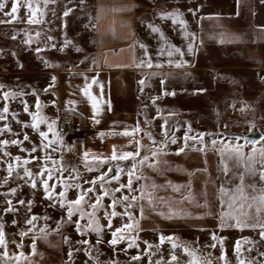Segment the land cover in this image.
<instances>
[{
  "label": "rangeland",
  "instance_id": "374dc122",
  "mask_svg": "<svg viewBox=\"0 0 264 264\" xmlns=\"http://www.w3.org/2000/svg\"><path fill=\"white\" fill-rule=\"evenodd\" d=\"M4 2L6 7L0 11V20L8 22L0 23V84L3 85L0 88V114L6 118L0 120V141L16 140L18 143L0 145V224L4 226L6 241V247L0 246V264H156L157 261L160 264H187L191 257L182 247L178 246L173 250L170 242L164 241L161 244V234L179 237L176 243L195 250L196 256L204 264L207 261H211V264H239L240 260L245 264L249 261L259 264L261 258L264 260V256L259 255L258 229H252L249 233L248 228L241 230L228 227L221 230L218 227L221 211L219 187L223 184L234 188L239 183L234 178V173L244 171L242 166L237 167L225 153L223 159L230 169L228 177H225L221 163V141L245 145L229 134L264 133V58L259 57L257 45L252 48L222 45L204 50L199 68L186 73L120 75L112 85V94L118 96V99L115 98L116 104L113 100V107L110 108L114 111L136 112V123H131L130 126L115 117L105 122L101 114L96 116L100 123H95L93 114L62 109L58 102L57 85L62 74L80 70L94 57V0H49L47 5L43 0H33L34 6L38 2L44 12L39 24L27 23L30 13L25 0H19L21 7L15 20L5 15V12L11 10L12 0ZM69 9L71 11L65 16L64 12ZM36 33L40 35L37 36ZM28 36H31V44L25 43ZM66 38L71 44L64 47ZM52 45L56 47L53 48ZM76 47L81 50L77 52ZM37 48L41 49L40 53L35 51ZM61 48L64 50L61 51ZM243 55L246 57L242 58ZM53 76L57 78L55 82L52 81ZM141 80L144 85L140 84ZM199 89L204 91H197ZM4 92H16L17 95L6 101L3 98ZM165 92H174L175 95H165ZM153 97H159L155 103ZM37 99L42 115L48 117L49 122L56 121L54 132L59 134L57 138L54 132L48 131L47 123L40 124L39 131L48 132L43 143L52 141L46 148L40 147L42 138L39 131L30 126L25 127L32 123L31 116L24 111L25 103L29 112H35ZM5 105L9 109L7 113H3ZM241 108L244 111H240ZM165 119L168 121L166 127L169 137L172 127L176 128L172 135L177 139L176 144L171 143L170 139L166 146L162 143L166 139L161 128ZM62 124L70 125L72 131L68 136L61 134ZM137 124L140 131L131 133L129 129H135ZM252 124L255 127L249 131ZM189 125L190 136L199 137L200 133H205L203 143L199 139H190L185 150L177 154V149L184 146L183 137ZM123 129H127L129 135H124L125 131H121ZM101 132L105 133L103 137L99 135ZM25 133L29 137L27 140L24 139ZM148 133H151L152 138ZM209 133L216 135H208ZM214 139L217 140L215 146L211 143ZM34 146L37 149L35 152L31 151ZM113 146L118 155L137 151L139 155L126 160L108 159L103 164L93 159L97 156L110 158ZM256 147H264V141L259 142ZM251 148L252 145L246 144L243 150L248 153ZM160 149L167 155H151L153 151ZM85 152L88 153L87 159L84 157ZM17 156L21 158L19 161L15 159ZM144 156H148L149 160L141 165L138 161ZM25 160L28 161L27 164L24 163ZM156 160L160 161L158 170L148 167L149 163ZM133 163H136V175L132 177V190L125 187L118 192L114 191L121 184L128 183V172L132 170ZM9 164L12 165L10 176ZM86 165L94 170L89 171ZM117 167L122 169L118 181L112 179V171L108 172L109 168L113 170ZM24 168L31 170V178L25 175ZM49 170L52 173L49 184L55 185L52 201L45 198L41 183L42 179H48ZM102 172H108L103 186L99 180L94 186L86 183ZM137 176L141 178L137 179ZM32 179L37 182L35 189L31 187ZM168 181L172 182L171 185ZM252 183L256 184L257 189L264 187L259 175L249 178L246 174L245 185ZM65 184L69 185L66 190L67 200H74L83 190L95 187V191L85 197L83 208L86 212L92 211L89 205L95 202V197L102 196L103 191L108 190L110 194L102 197V206L96 213L101 225L105 226L100 236L91 230L80 235L76 232L75 225L68 222L67 205L61 208L59 197L55 195L65 190ZM77 184L80 185L79 188L75 186ZM153 184L156 185L155 188L152 187ZM175 185L181 186L179 191L174 190ZM13 188L16 189L15 194L11 192ZM141 191L143 199L140 198ZM246 191L251 193L250 189L246 188ZM125 195L129 198L136 196L137 199L124 202L134 205L127 209L132 213L131 221L127 216L111 217L112 230L121 227L122 232L118 236L124 237L113 246L109 243L112 236L106 226L108 218L104 216V211H111L108 206L115 197L118 199L115 210L123 213L124 203L119 202V198ZM19 200H24L25 203L21 205ZM29 200L33 201L30 206ZM8 201H11L17 211H4L8 207ZM141 206L143 218L140 215ZM253 209L255 207L246 208L245 211ZM224 210H228L227 203ZM32 215L39 217L33 222L34 227L25 222ZM72 219H79V214H75ZM14 220L16 223H13ZM136 220L139 221L138 227L134 223ZM58 221L60 227L57 230ZM86 222L87 217L80 221L82 226ZM127 223H133V227L123 229V225ZM29 228L32 231H28ZM41 228L45 229V233H41ZM21 232L27 234L21 236ZM212 232L226 238L223 241L224 260L220 259L221 245L212 240ZM33 237H36L35 255L31 248ZM65 237L69 238L67 243ZM244 237H249V242L246 243ZM98 239H101L100 243H97ZM133 239L138 247L134 245L129 248L128 244ZM82 240H88L89 243H79ZM238 240L241 245L239 254L236 252ZM213 243L215 247H211ZM148 244L153 247L149 248ZM69 251L72 253L71 259ZM4 252L8 255H3ZM20 252L25 255L17 259ZM173 252L177 256L176 261L171 260ZM133 256H138L139 259L133 260Z\"/></svg>",
  "mask_w": 264,
  "mask_h": 264
},
{
  "label": "crops",
  "instance_id": "0c3cea01",
  "mask_svg": "<svg viewBox=\"0 0 264 264\" xmlns=\"http://www.w3.org/2000/svg\"><path fill=\"white\" fill-rule=\"evenodd\" d=\"M190 8L195 14L188 11ZM175 9L183 13L187 32L194 35L186 36L179 23L173 24L170 18L161 19L159 13ZM94 18V57L80 70L62 74L57 84L58 102L66 111L71 108L74 112L93 114V101L81 91L90 85L88 90L105 122L111 117L130 126L137 121L136 112L111 109L113 100L116 104L115 98L118 99L112 94V85L120 75L193 71L199 68L204 50L222 45L244 48L257 45L259 57L264 58V0H94ZM149 24L158 26L163 36L153 33ZM169 45L179 48L183 55L173 52L169 57ZM149 59L151 68L146 66ZM142 61L145 63L141 64ZM129 131L133 133L134 129ZM250 213L255 216L254 209ZM260 215L264 218V212ZM259 250L264 251L261 237ZM259 264H264L262 258Z\"/></svg>",
  "mask_w": 264,
  "mask_h": 264
},
{
  "label": "snow or ice",
  "instance_id": "6c2138e0",
  "mask_svg": "<svg viewBox=\"0 0 264 264\" xmlns=\"http://www.w3.org/2000/svg\"><path fill=\"white\" fill-rule=\"evenodd\" d=\"M44 4L47 5V3H49V0H43ZM54 2V0H53ZM26 3V7L30 13V15L28 16L27 19V23L29 24H39L42 22V17L44 15L43 10L40 8L39 3L37 2L34 6L33 0H25ZM6 7V4L4 2V0H0V11H3ZM19 7H21L19 0H12V4H11V10L10 12H5L6 16H11V18L13 20L17 19V13H18V9ZM69 11H71L70 9L64 12V15L67 16ZM188 11L193 12V9H188ZM161 19H167L170 18L173 22V24L179 23V25L181 26V28H183L185 30V35H194V34H190L187 32V21L183 18V13L180 12L178 9H175L173 11H164L159 13ZM8 21H4V20H0V23H7ZM148 27L150 28V30L153 33H159L161 35V37L163 36V33L161 31V29L154 25V24H149ZM37 36L40 35V33H36ZM49 39H53L52 37H49ZM32 39L31 36H28V39L25 40L26 44H31ZM69 44H71V41H69L67 38L64 41V47H67ZM53 48H55V45H52ZM141 47H144L143 45H141ZM193 45L190 43L188 45V49L189 51L192 50ZM61 51L64 50V48L60 49ZM81 49L79 47H76V51L79 52ZM35 51L37 53L41 52L40 48L35 49ZM173 52L176 53H180L181 55H183V52H181V50L179 48H176L175 46L169 45L168 46V50H167V55L169 57H171L173 55ZM145 55H147V52H145ZM46 65H48V61L45 60L44 61ZM170 64L172 63L171 60L168 61ZM145 62L142 61L141 64H144ZM147 67L151 68L153 65L151 63V60L149 59V61L146 64ZM159 66V65H157ZM177 66H180L179 64H177ZM20 67H23L22 64H20ZM56 77L53 76L52 77V81L55 82L56 81ZM87 80V77L85 78ZM93 82H96L95 79H93ZM161 83H163V81H161ZM141 85H144V81L141 80L140 81ZM3 85L0 84V88H2ZM51 87V86H50ZM90 87V85L88 86ZM88 87H85L83 89H81V91L84 93V95L86 97H88L89 100L93 101L91 107L93 109V116L92 119L95 123H100V121L96 118L97 114H98V109H97V105L94 102L95 98L91 95V93L88 90ZM45 91H47V89H45ZM141 91H143V88H141ZM197 91H204V89H199ZM165 95H175V93H168L165 92ZM17 95L16 92H4L3 93V98L7 101L9 99V97H15ZM159 97H153V103H155V100L158 99ZM53 104H55V101L52 102ZM68 104H74V101H68ZM41 105L39 100L37 99L36 102V111L35 112H29V108L27 106V104L25 103L24 106V111L28 112L29 115L32 118V123L31 125H25V127H32L34 130L39 131V126L41 123H47L48 126V131L49 132H54V126L56 124L55 120H51L49 122L48 117L42 115L41 111H40ZM8 106L5 105L3 108V113H7L8 112ZM69 111H72L73 109H68ZM240 111H244V108H241ZM157 112H160V109H157ZM5 115L0 114V120L5 119ZM115 123V122H113ZM167 124L168 121L167 119L164 120V123L161 125V128L163 129V135L166 138L165 141H163L162 143L167 144L168 140L170 139V142L173 144L177 143V139L175 136H171L169 137V132L167 129ZM225 127H227V125H225ZM255 127V124H252L251 127L249 128V131L252 130V128ZM5 128H8V125H5ZM10 130V129H9ZM134 131H140V127L139 124H137L136 128L134 129ZM191 132V126L189 125L188 131L185 132L183 140H184V146L179 147L177 149V154L183 152L185 150V147H187V143L188 140H197L199 139L200 143H203V137L205 135V133H200L199 137L196 136H190L189 133ZM111 134H115V133H111ZM124 135H129V133L127 131H125L123 133ZM39 135L42 138V143L40 145L41 148H46L48 147L52 141H49L48 144H44L43 143V139H47L48 137V132H44V131H39ZM54 135L59 138V134L54 132ZM99 135L101 137H103L105 135V133L101 132L99 133ZM149 137H151V133H148ZM208 135H216V134H212L209 133ZM237 141L239 139H241V137L236 136L234 137ZM24 139L27 140L29 139L28 135L25 133L24 134ZM62 139V138H61ZM245 139V145H242L240 143H224L223 141H221V143L223 144V147L220 149L221 152V157H222V161L221 163L223 164V173L225 175V177H228V173L230 171L229 166L227 164V162H225V160L223 159L225 153L227 154L229 159H232L234 161V163L236 164L237 167H243L244 171L243 172H236L234 173V178L238 179L239 183H237L235 185V187H225L223 184L220 185L219 187V200H220V205H221V211L219 213L218 216V227L223 230L225 228L228 227H235L238 229L243 230L244 228H250V229H259V235L261 237V239H264V218L261 217V212H264V187H260L259 189H257V186L255 183L252 184H248L247 186L245 185V175H249L252 177H255L256 175H259V179L260 181L264 182V147H260L259 149H257L256 144L257 141L256 140H251L249 141L247 139V137H244ZM261 141H264V135H261L260 137ZM153 142L154 138H153ZM8 143L11 144H17L18 141L16 140H11V141H0V145H7ZM138 143V142H137ZM212 145L215 146L217 144V140H212L211 141ZM246 144H251L252 148L251 151L248 153L244 152V147L246 146ZM37 149L34 146L31 151L35 152ZM202 150V149H201ZM257 153L259 156V159H257ZM139 155V151L137 152H125L122 155H118L116 150H115V146H113V152L111 157H93L94 160H97L100 164L105 163L108 159H112V160H126L129 157H133L135 158V156ZM151 155L153 157H157L159 155H167L166 152L163 151V149H160V151H153L151 153ZM84 157L85 159L88 158V153L85 152L84 153ZM15 159L17 161H19L21 158L19 156L15 157ZM33 159H37L36 157H33ZM149 160L148 156H144L142 160L138 161V163H140L141 165H143L146 161ZM25 164L28 163L27 160L24 161ZM163 163L167 164V161H164ZM160 164L159 160H156L154 162H151L148 164V167L152 168L153 170H158L157 166ZM257 165H259V167H257ZM86 167H88L89 171H93L94 169L88 165H86ZM136 168V163H133L132 165V170H130L128 172V183L125 184H121L120 188L114 189V191H120L121 188H128L129 190H132V177L136 175L134 169ZM112 169L109 168L108 172H111ZM122 169L117 167L116 169V174L112 176L113 180H119L120 179V173H121ZM206 171V169H205ZM108 172H102L99 176H97L96 178H94L91 181H86V183H89L91 185H95L96 181L99 180L101 181V186H103V181L105 179V177H107ZM24 173L26 176L28 177H32L33 173L31 172L30 169L28 168H24ZM8 174L9 176L12 174V165L9 164L8 167ZM42 174V173H40ZM48 175V179H42L41 183H42V187L44 190V195L45 198L52 201L54 199V192L53 189L55 188V185H50L49 184V180L52 178V173L51 170H49L47 172ZM137 179H140L141 177L137 176ZM7 181H5L6 183ZM171 181H168V184L171 185ZM77 188L80 187L79 184L75 185ZM31 187L32 188H36L37 187V182L35 179L31 180ZM69 187V185L65 184L64 185V191L59 192L58 195L59 197V205L61 208L65 207V204L67 205L66 211H67V220L68 222H71L75 225V230L77 233H79L80 235H84L86 234L87 231L91 230L92 232H95L98 236H100L103 227H105L104 225H101L99 217H97L96 213L99 210V208L102 206V197L103 196H108L110 193L108 192L107 189H105L103 191L102 196L101 195H97L95 197V202L91 203L89 206L91 207L92 211L90 212H86L83 208V204L86 202L85 201V197L88 196L89 193L94 192L95 191V187H90L86 190H83L80 194L77 195L76 199L74 200H67L66 198V190ZM153 188L156 187L155 184L152 185ZM174 190L179 191L180 187L179 185H175L173 186ZM247 189L251 190V193H249L248 191H246ZM11 192L13 194L16 193V189L13 188L11 189ZM225 197H227V200H225ZM141 199L144 198V194L143 191H141ZM137 199L136 196H132L131 198H129V196H122L119 198V202L124 203V202H128L129 200L131 201H135ZM21 205H23L25 203L24 200H19L18 201ZM33 203V201L29 200L28 204L29 206ZM118 203V199L113 197L111 204L108 206L111 211H108L107 209L104 211V216L106 218H108V223H107V227L109 228V230L111 231V236L112 239L109 241V243L113 246H115L120 240H122L124 237L123 236H118V233L122 232V228L121 227H117L115 228V230H112V220L111 217H116V216H127L129 218V220H132V213L127 211V209L132 208L134 205L132 203H124V207H125V211L123 213H119L117 212L116 209V205ZM149 203H151V195H149ZM225 203H227V208L228 210L225 211L224 210V205ZM253 207H255V216H253L250 212L245 211V209H252ZM5 212H14L17 211V209H15L12 206L11 201H8V207L4 209ZM29 211H31V208L29 207ZM79 214V219L73 221V216L75 214ZM209 215H211V213H208ZM140 215L141 218H143V206L140 207ZM160 215H164V213H160ZM85 217H87V222L82 226L80 221L84 220ZM49 217H44V219H48ZM171 218V217H169ZM37 219H39V217H37L36 215H32L30 218H26L25 222L29 225H33L34 227V221H36ZM63 219V217L61 218ZM231 221V222H230ZM13 223H16V221L14 220ZM135 225L138 227L139 226V221L136 220L134 221ZM3 224H0V246H5L6 247V241H5V236H4V231H3ZM60 227V222H57V230ZM133 227V223H127L123 225V229H131ZM203 230V229H202ZM28 231H32V228H29ZM41 233H45V229L41 228L40 229ZM26 232H21L20 235L24 236L26 235ZM211 238L213 241L219 242L221 245V256L220 259L224 260L225 256H224V245H223V241L224 239H226L225 237H220L218 236L215 232H212L211 234ZM68 237H65V242L67 243L68 241ZM179 237H174V236H164L163 234L160 235V242L161 244L164 241H168L171 243V247L172 249H176L178 246L183 248V251L189 256L191 257L190 260H188L187 264H204V262H202L197 256H196V252L193 249H190L184 245H178L176 243V240H178ZM244 241L247 243L249 242V237H244L243 238ZM36 237H33V243L31 245L32 248V254L35 255L36 253V243H35ZM101 239L97 240V243H100ZM79 243L85 244L87 245L89 243L88 240H82L79 241ZM145 243H148L147 241H145ZM135 245V239L132 240L131 243L128 244V247L131 248ZM20 247H23V245H19ZM138 247V245H135ZM215 243H213L211 245V247H215ZM148 247L151 248L153 247L151 244H148ZM240 242L239 240L236 242V252L237 254H239L240 252ZM3 255L7 256V252H4ZM24 253L20 252L17 259H19V257H24ZM69 255V259H71V251H69L68 253ZM260 256H264V252L259 253ZM133 260H138L139 257L138 256H133L132 257ZM171 260L176 261L177 260V256L175 255V253L173 252V254L171 255ZM114 264H118V262H114ZM156 264H160V261H157ZM207 264H211V261H207ZM227 264V262H226ZM239 264H245V262L243 260L239 261ZM248 264H252V261H249Z\"/></svg>",
  "mask_w": 264,
  "mask_h": 264
},
{
  "label": "water",
  "instance_id": "95a60500",
  "mask_svg": "<svg viewBox=\"0 0 264 264\" xmlns=\"http://www.w3.org/2000/svg\"><path fill=\"white\" fill-rule=\"evenodd\" d=\"M175 131H176V128H175V127H172V130H171V134H170V136H172V135L175 133ZM261 135H262V134H260V133H256V134H253V135L229 134V136L232 137V138H234V137H236V136L241 137V139H239V140L242 141V142H244V143H245V139H244V137H247V139H248L249 141H251V140H256V141H257V144L261 141V140H260ZM234 139H235V138H234ZM257 144H256V145H257ZM249 145H251V144H249ZM115 174H116V169H113V170H112V175H111V176H113V175H115Z\"/></svg>",
  "mask_w": 264,
  "mask_h": 264
},
{
  "label": "built area",
  "instance_id": "2783aa9c",
  "mask_svg": "<svg viewBox=\"0 0 264 264\" xmlns=\"http://www.w3.org/2000/svg\"><path fill=\"white\" fill-rule=\"evenodd\" d=\"M60 131H61V134L63 136H68L71 133L72 129H71L70 125H68V124H62Z\"/></svg>",
  "mask_w": 264,
  "mask_h": 264
}]
</instances>
